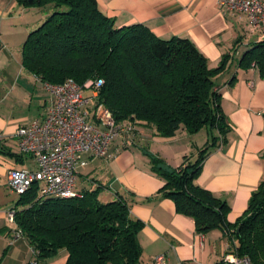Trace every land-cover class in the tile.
Wrapping results in <instances>:
<instances>
[{
	"label": "trees",
	"instance_id": "1",
	"mask_svg": "<svg viewBox=\"0 0 264 264\" xmlns=\"http://www.w3.org/2000/svg\"><path fill=\"white\" fill-rule=\"evenodd\" d=\"M14 1L45 15L21 47L22 67L37 80L58 85L72 79L82 85L100 79L103 85L96 101L117 123L152 129L161 138L181 131L210 133L209 143L195 156H184L178 168L148 153L152 172L164 182L159 193L193 220L197 233L219 230L229 250L248 256L252 264H264V178L234 224L227 221L225 202L194 185L210 149L223 143L229 131L215 88L228 56L209 68L190 40L161 39L142 24L116 27L96 0ZM238 64L243 68L253 64L264 78L261 44L244 53ZM96 196L93 192L82 199H43L36 184L18 196L14 224L32 248L31 264H42L60 250L67 253L65 264H139L143 223L130 217L122 197L101 203Z\"/></svg>",
	"mask_w": 264,
	"mask_h": 264
},
{
	"label": "crops",
	"instance_id": "2",
	"mask_svg": "<svg viewBox=\"0 0 264 264\" xmlns=\"http://www.w3.org/2000/svg\"><path fill=\"white\" fill-rule=\"evenodd\" d=\"M96 2L116 27L142 24L161 39L190 40L209 68H216L228 56L226 69L215 78V88L229 131L223 143L210 149L194 185L225 202L227 221L234 224L264 178V78L253 64L248 68L238 64L244 53L260 44L259 32L252 30L243 13H220L216 0ZM24 17L28 20L21 24ZM44 17L37 8L24 9L14 0H0V178L5 182L10 168L36 167L33 159L19 154L14 135L46 112L49 95L44 84L21 63V47ZM202 131L161 138L152 129L136 125L131 138L113 139L104 156H81L86 164L77 171L76 189L83 194L95 192L101 203L122 197L128 202L130 217L143 223L138 234L139 264H152L159 254L166 255V264H219L228 250L221 231L196 232L193 220L178 213L173 201L159 193L164 182L151 170L148 153L178 168L184 156L193 157L209 143L210 133L205 130L199 136ZM7 210H0V264H31L34 258L27 241L12 240L16 225L6 220ZM66 259V251L60 250L42 264H65Z\"/></svg>",
	"mask_w": 264,
	"mask_h": 264
},
{
	"label": "built area",
	"instance_id": "3",
	"mask_svg": "<svg viewBox=\"0 0 264 264\" xmlns=\"http://www.w3.org/2000/svg\"><path fill=\"white\" fill-rule=\"evenodd\" d=\"M216 5L222 14H245L252 30L259 32L264 51V0H216ZM102 85L100 79L82 85L72 79L58 85L44 84L49 95L45 115L18 128L14 135L19 154L33 159L36 167L7 171L6 186L12 194L24 195L36 184L39 198H83L76 189L77 171L86 164L81 156L102 157L113 139L131 138L135 133V125L117 123L111 111L96 101ZM14 212L13 208L6 212L10 223H14ZM22 238L20 230L13 232V241ZM166 260V255L159 254L152 264H166ZM219 264L252 263L248 256H239L228 248Z\"/></svg>",
	"mask_w": 264,
	"mask_h": 264
},
{
	"label": "rangeland",
	"instance_id": "4",
	"mask_svg": "<svg viewBox=\"0 0 264 264\" xmlns=\"http://www.w3.org/2000/svg\"><path fill=\"white\" fill-rule=\"evenodd\" d=\"M45 16V15H43ZM28 20V17H24L21 21V24H23V21L26 22ZM24 27V26H23ZM11 51H17V50H11ZM86 96L89 97L90 94L86 93ZM205 134V130L199 133V136H203ZM195 156V155H194ZM18 196L15 194H12L8 187L6 186V182L3 178H0V210L6 211L9 207H14L18 200ZM10 210V209H9ZM8 211V210H7ZM3 253V251H1ZM2 258V255L0 256V259Z\"/></svg>",
	"mask_w": 264,
	"mask_h": 264
}]
</instances>
